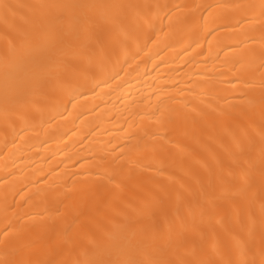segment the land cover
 Listing matches in <instances>:
<instances>
[{"label": "bare ground", "instance_id": "1", "mask_svg": "<svg viewBox=\"0 0 264 264\" xmlns=\"http://www.w3.org/2000/svg\"><path fill=\"white\" fill-rule=\"evenodd\" d=\"M0 264H264V0H0Z\"/></svg>", "mask_w": 264, "mask_h": 264}]
</instances>
